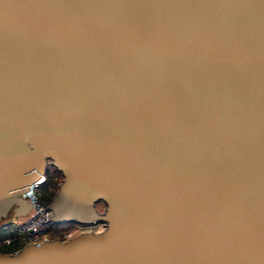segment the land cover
<instances>
[{"label":"water","instance_id":"1","mask_svg":"<svg viewBox=\"0 0 264 264\" xmlns=\"http://www.w3.org/2000/svg\"><path fill=\"white\" fill-rule=\"evenodd\" d=\"M50 169L0 264H264V0H0V226Z\"/></svg>","mask_w":264,"mask_h":264},{"label":"built area","instance_id":"2","mask_svg":"<svg viewBox=\"0 0 264 264\" xmlns=\"http://www.w3.org/2000/svg\"><path fill=\"white\" fill-rule=\"evenodd\" d=\"M45 179L46 177H43L39 181L34 182V184L29 188L30 191L27 192V197L35 210L33 215L20 224H17L15 221H10L2 226L4 230L10 232L16 231L19 235L21 234V236L25 238L26 242L38 243L42 241L43 239L47 238L44 235L51 227V222L48 218V202L41 199V195L37 192V190L44 183ZM73 235L75 234L66 232L63 237L66 239L72 237ZM15 240L16 239L13 237L8 241L10 242Z\"/></svg>","mask_w":264,"mask_h":264},{"label":"rangeland","instance_id":"3","mask_svg":"<svg viewBox=\"0 0 264 264\" xmlns=\"http://www.w3.org/2000/svg\"><path fill=\"white\" fill-rule=\"evenodd\" d=\"M51 170V169H50ZM54 177H56V180L59 182L60 181V175L58 173H54L53 174ZM57 186V185H56ZM49 190H51V188H49ZM38 194H43L45 196H47V191H45V189L43 188H39L37 190ZM13 227V225H12ZM102 229V227L100 225H90V226H85V225H80V224H63V225H56V224H51V227L49 230H47L46 234L44 235L45 237H49L52 238L54 237H59V238H64L63 237V233L66 232H70L72 234H78L80 232H85L88 230H94V231H100ZM3 232H5L3 229H0V250H10L11 248H17L16 246H18L20 243H26V240L24 237L21 236V234L19 235L16 231H14V235L13 236L18 242V244H16V246H14V242L13 241H8L7 239H2V234Z\"/></svg>","mask_w":264,"mask_h":264},{"label":"trees","instance_id":"4","mask_svg":"<svg viewBox=\"0 0 264 264\" xmlns=\"http://www.w3.org/2000/svg\"><path fill=\"white\" fill-rule=\"evenodd\" d=\"M54 173H56L54 170H49L46 174V179H45L44 183L41 185V188H43V189H45V191H47V194H46L47 196L41 194V199H43L46 202L50 201V198L54 194V192L56 190V185L58 183L56 178H53ZM49 188H51V190H49ZM0 229H3L2 226H0ZM4 231L5 232H3L2 236H1L2 239L11 240V238H13V236H14V232H10L7 230H4ZM61 239H64V238H61ZM13 242H14V246H16V244H18L17 241H13ZM22 245H23V243L22 244L20 243L18 246H16L17 248H13V249L11 248L10 250H0V252L11 253V252H14L17 249H19Z\"/></svg>","mask_w":264,"mask_h":264},{"label":"bare ground","instance_id":"5","mask_svg":"<svg viewBox=\"0 0 264 264\" xmlns=\"http://www.w3.org/2000/svg\"><path fill=\"white\" fill-rule=\"evenodd\" d=\"M34 183H31L30 185H29V188L31 187V185H33Z\"/></svg>","mask_w":264,"mask_h":264},{"label":"flooded vegetation","instance_id":"6","mask_svg":"<svg viewBox=\"0 0 264 264\" xmlns=\"http://www.w3.org/2000/svg\"><path fill=\"white\" fill-rule=\"evenodd\" d=\"M53 178H56V177H54V175H53ZM65 233H63V235H64ZM58 237V236H57Z\"/></svg>","mask_w":264,"mask_h":264},{"label":"crops","instance_id":"7","mask_svg":"<svg viewBox=\"0 0 264 264\" xmlns=\"http://www.w3.org/2000/svg\"><path fill=\"white\" fill-rule=\"evenodd\" d=\"M27 243V242H26ZM23 244H25V243H23Z\"/></svg>","mask_w":264,"mask_h":264}]
</instances>
